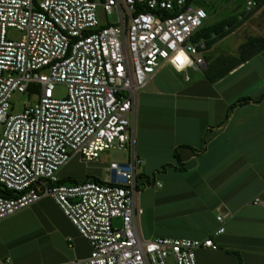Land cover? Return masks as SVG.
<instances>
[{
	"label": "built area",
	"instance_id": "built-area-1",
	"mask_svg": "<svg viewBox=\"0 0 264 264\" xmlns=\"http://www.w3.org/2000/svg\"><path fill=\"white\" fill-rule=\"evenodd\" d=\"M207 20L188 0H0V187L12 195H0V220L52 199L91 249L67 264H198V250H217L212 239H144L137 205V96L166 63L206 69L207 41L192 39ZM59 84L66 99L54 97ZM32 92L38 103L11 114L13 95ZM127 148L130 162L110 164L107 181L60 184L73 158Z\"/></svg>",
	"mask_w": 264,
	"mask_h": 264
},
{
	"label": "crops",
	"instance_id": "crops-1",
	"mask_svg": "<svg viewBox=\"0 0 264 264\" xmlns=\"http://www.w3.org/2000/svg\"><path fill=\"white\" fill-rule=\"evenodd\" d=\"M242 28L244 38L231 51L215 54L230 35L205 52L206 69L218 58L236 57L249 37H264V7L235 33ZM205 70L178 72L166 63L137 96L141 235L212 239L217 250H198V264H264V51L215 83ZM243 99L250 101L235 106ZM77 234L76 259L58 264L90 256L88 242Z\"/></svg>",
	"mask_w": 264,
	"mask_h": 264
},
{
	"label": "rangeland",
	"instance_id": "rangeland-1",
	"mask_svg": "<svg viewBox=\"0 0 264 264\" xmlns=\"http://www.w3.org/2000/svg\"><path fill=\"white\" fill-rule=\"evenodd\" d=\"M249 0H194L193 4L208 15L207 26H212L236 15H241L247 10ZM259 11V10H258ZM99 22L104 26L107 18L102 9L98 11ZM258 23V22H257ZM246 29L230 34L223 41L216 55L223 51H231ZM255 35L258 32L255 31ZM8 37L13 41H21L25 35L17 30H9ZM54 97L63 100L68 97L66 85H56ZM39 93L32 94L15 93L11 100V114L18 115L25 107H33L38 103ZM3 126L0 124V137L3 134ZM139 158V157H138ZM143 162V160L140 158ZM130 162V151L110 150L102 153L98 163L83 164L80 160L73 159L58 173L65 185H72L71 181L87 180V178L99 177L103 181L108 176L107 168L112 163L127 164ZM140 173L144 172L143 163L137 167ZM70 182V183H69ZM159 183V182H158ZM153 185V184H152ZM149 184L146 187L150 188ZM152 191L160 188L153 185ZM117 225V224H116ZM76 229L63 216V212L50 198L27 207L14 215L0 221V259H10L12 264H58L76 259L77 239ZM72 247H71V246ZM169 264H174L173 258H169Z\"/></svg>",
	"mask_w": 264,
	"mask_h": 264
},
{
	"label": "trees",
	"instance_id": "trees-1",
	"mask_svg": "<svg viewBox=\"0 0 264 264\" xmlns=\"http://www.w3.org/2000/svg\"><path fill=\"white\" fill-rule=\"evenodd\" d=\"M189 3H193L194 0H188ZM257 3V7L251 13L244 12L241 15L233 16L226 19L220 23L212 26L205 25L196 32L192 41L194 43L200 40H206L208 49H211L216 43L226 38L230 34L237 31L252 15H254L258 10L264 7V0H254ZM264 51V37L261 36H251L247 41L239 48L238 55L236 57H221L216 59L206 70L205 74L211 83H215L220 79L227 76L231 71L236 69L247 61L251 60L258 54ZM33 93V92H32ZM250 99H243L235 106L248 103ZM234 107V106H233ZM93 181L102 183L103 181L96 178H88L84 181H78L76 179L72 180V184ZM65 181L61 180L60 184L65 185ZM70 183V182H69ZM0 195L12 196L7 191L0 187Z\"/></svg>",
	"mask_w": 264,
	"mask_h": 264
}]
</instances>
